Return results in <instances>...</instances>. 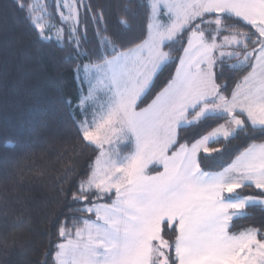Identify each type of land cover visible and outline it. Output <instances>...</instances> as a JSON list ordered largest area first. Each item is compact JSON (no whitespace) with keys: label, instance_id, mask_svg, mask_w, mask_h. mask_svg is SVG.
Returning a JSON list of instances; mask_svg holds the SVG:
<instances>
[{"label":"snow or ice","instance_id":"snow-or-ice-1","mask_svg":"<svg viewBox=\"0 0 264 264\" xmlns=\"http://www.w3.org/2000/svg\"><path fill=\"white\" fill-rule=\"evenodd\" d=\"M77 2L83 5V0ZM174 2L177 0H143L142 4L136 3L134 10L125 7L133 17L143 13L147 20L143 39L136 45L138 49L142 51L155 44L159 52L160 40L174 35L180 28L183 21L176 20L167 31L161 27L169 12L177 15L172 8ZM217 3L253 23L264 22V0H217ZM29 9L34 11V6ZM92 19L100 25L102 13L99 19L96 16ZM34 20L39 38L51 39L45 35V24L40 18L34 17ZM61 20L67 21V17ZM117 24L123 25L124 29L130 27L126 19H119ZM110 32L105 24L94 34L98 36L95 52L98 59L118 54L124 47ZM68 33V38L81 46L86 29L85 33H79L77 18L75 27ZM60 37L61 31L57 29L56 41ZM101 43L103 52L100 51ZM92 54L86 50L76 52L74 57L81 60L80 66L73 69L74 79L79 73L83 88L87 77V92H80L74 98L58 92L57 101L66 108V118L71 120L73 130L100 149L102 143H112V132L99 122L102 117L98 113L92 111L90 115L89 102L94 99L100 82L98 75L95 80L93 77L102 71L99 63L92 64L87 70L88 65L83 61L91 63ZM107 63L111 68L112 61ZM256 68L258 71L249 72L244 83L237 85L231 99L220 97V106L232 117L225 122L227 127L221 125L224 136L231 138L237 130L242 131L247 144L223 171L209 177L199 163L189 167L185 162L187 149L169 154V145L176 142L174 137L158 148L139 143L135 152L123 154V163L117 159L121 155L119 149L115 155L101 150L105 163L90 166L89 173L78 182L77 192L72 193L71 202L79 203L81 207L70 209L69 217L60 221L56 228V241H50L54 243L53 264H264V225H250L236 232L231 230L234 218L247 215V205H264V92H261L264 89V61ZM209 94H215L214 90ZM166 102V99L162 100L161 104ZM236 108L243 111L244 119L235 115ZM201 149L204 155L213 151L205 143L193 146L194 152ZM155 161H159L155 166L160 171L151 173L149 168ZM248 182L262 194L261 197L226 202L225 192L234 193ZM89 193L95 195L89 199ZM78 212L88 215H76ZM165 227L175 232L173 241L165 239ZM161 248L168 249L171 254L166 255ZM41 264H48V261Z\"/></svg>","mask_w":264,"mask_h":264},{"label":"trees","instance_id":"trees-1","mask_svg":"<svg viewBox=\"0 0 264 264\" xmlns=\"http://www.w3.org/2000/svg\"><path fill=\"white\" fill-rule=\"evenodd\" d=\"M69 2L76 10L79 33H85L86 29L81 46L68 38L71 21L61 20ZM138 2L142 4L143 0H83V5L77 0H0V264H41L45 260L53 264L54 243L50 241H56V228L69 217L70 209L81 207L71 202V196L77 192V184L89 173L90 166L93 167L99 150L73 130L71 120L66 118V108L57 101V93L74 98L83 91L78 73L74 79L73 69L81 64L79 58H74L76 52L91 51V63L114 55L99 59L95 55L98 36L94 34L98 27L109 26L110 35L124 46L121 51L143 39L147 24L143 13L133 17L125 11V7L134 10ZM29 6H34V11ZM101 13L99 25L92 17L99 19ZM38 14L53 24L45 29V35L51 38L47 41L39 38L34 27V17ZM211 18L218 19L222 32L247 36L246 44L232 47L238 55L217 61V91L224 97L231 95L253 65L251 57L245 63L239 61L240 53L258 47L259 36L251 24L240 18L211 12L190 22L173 41L164 44L168 60L138 100L137 107L146 105L170 81L189 32L199 21L204 30ZM119 19H126L130 27L124 29L118 25ZM54 27L61 31L59 41L55 39ZM100 51H104L102 43ZM236 114L245 118L243 113ZM227 117L228 114H211L180 126L170 152L181 143H193ZM127 145L132 147L133 142L123 144ZM246 146L245 134L237 130L231 138L211 141L207 146L213 150L211 154L204 155L200 150L197 160L205 171H220ZM235 193L236 196L262 195L251 184ZM88 195L91 199L95 193ZM245 213L246 216L234 218L233 232L250 225H264V205L249 204ZM175 235L165 227L166 240L173 241ZM161 251L171 254L168 249Z\"/></svg>","mask_w":264,"mask_h":264},{"label":"rangeland","instance_id":"rangeland-1","mask_svg":"<svg viewBox=\"0 0 264 264\" xmlns=\"http://www.w3.org/2000/svg\"><path fill=\"white\" fill-rule=\"evenodd\" d=\"M206 5H208L207 8ZM213 5L216 6L213 7ZM172 8L177 15L173 16V13L169 12L165 24L161 26L162 29L167 31L173 20L183 21V23H180V28L175 30L174 35L164 36L160 40L159 52L156 51L155 44L151 48L141 46L142 51L135 44L99 62L102 71L94 74L93 79L95 80L98 75L100 82L97 84L94 99L89 102V110L90 115L92 111L98 113L102 117L99 122L111 129L110 139L112 143L101 144L93 167L96 166L97 162L105 163L104 157L100 155L101 150H107L115 155L116 149H119L121 155L117 156V159L123 163V154L129 152L121 151L120 146L129 141L130 138L134 141V147L130 152H135L139 143H147L152 148H158L168 143L173 137L176 141L177 130L180 126L196 122L206 115L228 114L229 117L197 138L194 144L205 143L208 146L211 141L225 137L221 125L227 127L225 122L232 117L220 106L222 95L217 91L216 80H214L216 65L219 59L238 55L239 53L232 47L246 44L245 37L247 36L244 33L222 32V26L217 18L206 21L204 30L202 21L197 22L191 29L172 78L165 85L163 94L161 93L163 97L157 99L158 101L151 107H145L140 111L136 108L138 100L147 92L154 76L168 60V53L162 45L165 42L173 41L187 25H190V22L200 19L205 13L223 11L231 13L251 24L259 36L257 38V40L259 39L258 47L247 50L243 54L240 53L241 59L239 61L245 63L251 57L256 66L264 61V22L253 23L244 16L237 15L234 10L221 7L217 0H177L172 4ZM218 8L220 10H217ZM75 11L69 2L67 13L65 11V14L61 15L62 18L66 16L67 20L71 21V28L75 27L76 24ZM37 17L40 18L41 23L45 24V29L53 25L50 20L44 18V15V19H42L41 14H38ZM53 30L57 31L55 27ZM109 60L112 61L111 68L107 63ZM92 64L97 63L86 64L88 65L87 70L91 69ZM178 68L179 72H177ZM78 77H80L79 73ZM80 88H82L81 85ZM82 90L83 93L87 92V77H85ZM213 90L215 94H209ZM165 99L167 102L163 104L165 108L163 109L161 101ZM168 106L169 109H167ZM234 113L240 117L236 114L237 112ZM144 117L148 119H143ZM183 144L186 146L185 143ZM154 163L158 162L155 161ZM232 194L233 200L227 199V202H237L240 199L262 196L255 194L236 196L235 191ZM225 195L227 197L229 194L226 192Z\"/></svg>","mask_w":264,"mask_h":264},{"label":"crops","instance_id":"crops-1","mask_svg":"<svg viewBox=\"0 0 264 264\" xmlns=\"http://www.w3.org/2000/svg\"><path fill=\"white\" fill-rule=\"evenodd\" d=\"M225 11H223V13H224ZM225 13H229V12H225ZM229 14H231V13H229ZM166 43V42H165ZM164 43V44H165ZM164 44L162 45V46H164ZM183 51V50H182ZM182 53V52H181ZM181 56V55H180ZM213 56V55H212ZM180 58V57H179ZM254 69H256L257 71H258V68H256V65L255 64H253L252 65V68H251V70L249 71V72H251V71H253ZM249 72L245 75V76H247L248 74H249ZM244 76V77H245ZM244 77H243V79L237 84V85H241V84H243L244 83ZM249 79H251V77L249 78ZM214 80H215V75H214ZM170 82V81H169ZM168 84V83H167ZM166 84V85H167ZM164 87L165 86H163L160 90H159V92L146 104V105H144V106H142V107H137V104H136V108H137V110L138 111H140V109H145V107H151L156 101H158L159 100V98L160 97H163V89H164ZM237 89V86L233 89V91L234 90H236ZM165 91V90H164ZM233 91H232V93H233ZM261 92H264V89H261ZM162 93V94H161ZM232 93H231V95L227 98V99H231V96H232ZM158 99V100H157ZM150 105V106H149ZM163 106V105H162ZM162 106H161V108H162ZM163 109H165L164 108V106H163ZM162 109V110H163ZM167 109H169V106H168V108ZM234 112H240V113H243V111L241 110V109H239V108H236L235 110H234ZM244 114V113H243ZM245 115V114H244ZM129 141H131V142H133V146L132 147H129L128 145L127 146H123V144H121V146H120V150H121V148H122V150L121 151H127V152H130L132 149H133V147H134V141H132V139L130 138V140ZM126 142H128V141H126ZM125 142V143H126ZM186 144V146H184L183 148H181V145H184L183 143H181V144H179L177 147H176V149H174L173 151H171V152H177V151H179V152H183L184 151V149H187L188 150V159L185 161L188 165H189V167H191V166H193L195 163H198V160H197V152H194V150H193V146L195 145L194 144V142L193 143H185ZM172 147V145L169 147V148H171ZM202 150V149H201ZM171 152L169 151V154H171ZM158 163H159V161H157ZM155 164L156 163H154L153 164V166L151 167V168H153V170L151 171V168H149V171L151 172V173H156V172H158V171H160V169L158 168V167H156L155 166ZM200 166V165H199ZM227 167V166H226ZM201 168V167H200ZM201 170L202 171H204V172H207L208 174H209V177H211V176H214V175H216V174H218L219 172H221V171H223V169L222 170H220V171H205V170H203L202 168H201ZM247 184H251V182H248ZM238 189V188H237ZM237 189H235V190H237ZM226 193V192H225ZM225 193H224V196H225V198H226V200L228 199L229 201H230V199H231V201L233 200V194L232 193H228L229 195L226 197V195H225ZM227 202V201H226Z\"/></svg>","mask_w":264,"mask_h":264}]
</instances>
